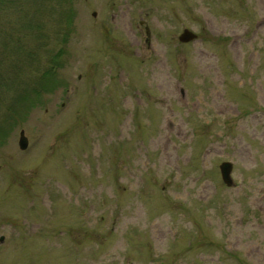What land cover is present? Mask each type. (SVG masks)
Segmentation results:
<instances>
[{"label": "rangeland", "instance_id": "374dc122", "mask_svg": "<svg viewBox=\"0 0 264 264\" xmlns=\"http://www.w3.org/2000/svg\"><path fill=\"white\" fill-rule=\"evenodd\" d=\"M46 2L0 5L1 73L65 50L0 143V264H264V0Z\"/></svg>", "mask_w": 264, "mask_h": 264}, {"label": "trees", "instance_id": "16d2710c", "mask_svg": "<svg viewBox=\"0 0 264 264\" xmlns=\"http://www.w3.org/2000/svg\"><path fill=\"white\" fill-rule=\"evenodd\" d=\"M5 2L11 3L10 6L17 10V13L26 10L30 7L33 0H0V5H4ZM38 5L41 7L51 10V6L46 2V0H36ZM67 0H60V12L67 7ZM57 34H60L59 30L57 29ZM21 39L15 42V48L19 47V52L23 56V60L19 57L16 58L17 66L19 67V71L15 74V76H11L5 72V74L0 72V78H11V86L4 90L3 94L1 93L0 96L3 98L7 96L9 99V95L6 92H13L15 94L11 95L10 101L6 104L5 111L3 116L5 115V119H15L17 116H22V112L28 113V111L41 103V96L46 92H50L55 90L59 85H61V81L57 77L56 71L59 69V58L62 57L64 53V49H60L59 52L48 54L49 59L53 62L47 69L42 72L40 77V81L38 85H30L29 80H26L25 83V75L22 74L23 68L28 67V63L31 64L34 59V66H32V72L37 73L39 67L35 65V62H40L41 59V49L39 46H36L32 49H28L24 43L20 42ZM45 45V44H44ZM5 46L10 47L13 50V46L5 43ZM40 50V52H38ZM47 57V58H48ZM27 60V61H26ZM1 71V70H0ZM19 92V93H18ZM18 93V95H17ZM22 93V94H21ZM21 94V95H20ZM16 109H22L20 113L16 112ZM16 116L14 117V115ZM13 117V118H12Z\"/></svg>", "mask_w": 264, "mask_h": 264}, {"label": "water", "instance_id": "95a60500", "mask_svg": "<svg viewBox=\"0 0 264 264\" xmlns=\"http://www.w3.org/2000/svg\"><path fill=\"white\" fill-rule=\"evenodd\" d=\"M197 37V35H195L193 32L189 31L188 29H186L183 34L180 36V40L181 41H191L193 39H195ZM21 147L25 148L27 146V141L24 137V132H22V140L20 142ZM221 168V173H222V177L223 180L228 184V185H232L233 184V179L231 177V172L233 169L232 163L230 162H223L220 166Z\"/></svg>", "mask_w": 264, "mask_h": 264}]
</instances>
